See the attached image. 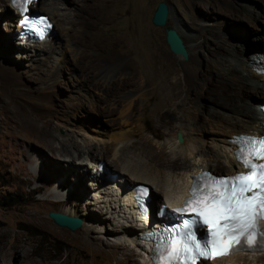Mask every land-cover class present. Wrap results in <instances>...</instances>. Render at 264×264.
Masks as SVG:
<instances>
[{"label":"rangeland","instance_id":"rangeland-1","mask_svg":"<svg viewBox=\"0 0 264 264\" xmlns=\"http://www.w3.org/2000/svg\"><path fill=\"white\" fill-rule=\"evenodd\" d=\"M60 1H68L76 9L81 6V0ZM103 1L94 0L91 5L101 17L97 25L100 29L96 26L91 32L86 28L70 31L67 20L55 19L56 36L64 38L63 54L62 60L48 63L17 48V28L12 27L15 32L9 33L4 21L12 8L1 11L0 4V264H19L26 255L40 264H117L124 258L114 237L122 225L130 224L129 211L119 206L118 199L112 202L107 195L114 193L112 190L104 192L102 187L92 185L94 175L89 165L80 167L69 162L81 147H92L85 159L101 152V163L114 173L107 170L100 177L106 179L122 176L121 169L127 165H133L131 170L140 174L137 169L142 168L132 164L136 161L133 155L142 157V148L159 152L169 142L176 149L180 144L177 136L182 131L196 138L204 149L213 151L219 144L209 124L201 122L204 129L193 135L189 124L179 129L183 121L177 110L161 116L165 106L158 89L163 72L159 55L167 52L172 58L169 64L176 69L177 56L166 43L164 28L181 35L177 23L188 29L192 17L215 26L219 14L214 11L222 9L216 0ZM163 1L170 7L168 24L154 27L155 9ZM238 1L255 6L257 11L264 8L261 0ZM239 21L245 23L243 19ZM263 33L264 30L257 36ZM247 35V43H257L252 40L254 35ZM182 39L189 53L192 44ZM78 41L84 42L83 47H78ZM91 41L98 42V46L86 47ZM182 62L192 66L191 56ZM162 117L174 122L170 130ZM32 120L34 129L29 126ZM126 126L130 131L123 136ZM122 136L130 145L124 154L120 152L126 143L120 142ZM62 145L70 149L64 153L53 149ZM208 167L214 175L228 174L224 165L212 162ZM142 175L149 184H139L154 189L152 182H160L159 175L150 169ZM50 212L82 218L83 225L75 232L59 228L48 217ZM138 256L135 264L144 261Z\"/></svg>","mask_w":264,"mask_h":264},{"label":"bare ground","instance_id":"bare-ground-1","mask_svg":"<svg viewBox=\"0 0 264 264\" xmlns=\"http://www.w3.org/2000/svg\"><path fill=\"white\" fill-rule=\"evenodd\" d=\"M93 1L81 0V6L76 9V6L68 1L38 0L36 8L38 11L49 15L53 24H55V19L58 22L61 19H65L69 22L68 29L70 31L86 28V31L89 30L91 32V30L96 28L101 18H99L97 10L95 11L94 7H91ZM261 1L264 3V0ZM10 2L11 0H0L1 11L12 8ZM104 3L103 1L102 4ZM216 3L222 9L214 11L219 14V16H216L218 19L213 18L216 19L215 26L208 24L204 19L197 20L194 17L190 19L188 29L182 28L179 23L176 25L181 34L180 36L192 44L189 47L192 66L188 67L183 64L181 56L176 55L175 69L173 64H169L172 58L167 52L161 53L158 58L161 70L163 71L162 75L159 76L158 89L160 90V101L165 106V110L161 116L168 115L177 110L180 115L179 119L183 121L179 129L183 130L182 127L189 124L192 127L193 135H198L204 129L201 122L209 124L218 136L217 140H219V144L214 147L213 151L202 148L197 143L196 138H191L189 134L182 131L184 142L179 144V147H176V149H172L173 145L169 142V144L165 143L159 152L142 148V157H138L132 153V160L137 161H132V164H134L136 169L142 168V170L137 169L140 171V174L131 170V168H134L133 165H127L126 168L121 167L122 176L118 178H113V176L106 179L100 178L102 174H98V167L103 160L101 152L99 155L89 157V159H85L84 156L92 152L90 145L81 147L77 155L73 153V159L69 161L71 164L74 163V165H79L80 167L89 165L91 170H93L92 175H94L90 181L92 185L94 184L98 188L102 187L104 192H107L109 189L112 190L114 193H107L112 198V202L115 204L118 199L119 206L129 211V216L132 219L131 222L128 221L130 224L122 225L119 230L115 231L116 236L114 238L118 242V246L116 247L120 249L121 255L124 257L122 260H118L117 264H135L137 254L144 260H140L141 264H150L147 257L152 252L144 245V240L141 237L147 225L139 228L142 225H137L136 210L128 199L130 193H133V190L140 182L149 181L148 178L143 177V173L150 169L151 172H156L160 177L159 183L152 182L154 189H152L150 195L152 206L156 210L157 206H161L162 204H173L186 199L189 196L193 176L204 170L209 171L208 166L212 162L218 166L224 165L228 172L227 176H233L238 172H245L239 168L234 158L233 152L235 147L231 144L232 137L243 134L256 135L258 137L264 136V113L261 111L263 106L262 98H264V76L259 75L253 68L254 56L256 54H264V33L257 36L264 30V27L260 28V25L264 24V8L262 11H257L255 6H250V4L238 0H216ZM236 16L237 18H234ZM240 19H243L245 23L240 22ZM19 20L18 12L14 11L13 8L12 10L10 9L9 16L4 20L6 30L9 33L12 34V32H15V28H17L16 46L19 50H28L30 57L46 63L52 60H62L64 47L62 39L64 38L56 36L55 26H53L54 33L46 42L42 44H28L27 41L18 37L20 28L16 25ZM189 27L193 31L189 30ZM67 30H64V32ZM247 32H250V35H254L252 40L257 42L256 44L247 43ZM96 43L91 41L86 47H96V45L98 46V42ZM77 45L78 47H83L84 42L78 41ZM105 78L109 79L108 76ZM140 84L141 87L139 88H142L144 85L141 82ZM260 97L262 98L258 100L257 98ZM32 121L29 123V126L34 129L35 125L34 121ZM172 123L174 122L171 119L163 118V124L167 129L171 127ZM125 124L127 123L125 122ZM129 131L127 129L123 132V136ZM46 135L49 136L50 134ZM123 136L121 139L119 138L123 144L126 142L121 147L120 152L122 154H124L125 148L127 149L130 146L127 144L128 139ZM173 136L174 134H172ZM167 145L170 146L169 151H167L169 147ZM133 147L131 144L130 149ZM153 148L155 147L153 146ZM53 149L61 153L70 148L62 145L60 148ZM70 153L71 151L69 150L67 156ZM115 156H118L117 152H115ZM118 159H121V157ZM141 159L143 161L146 160L145 163ZM145 169L146 171L144 172L143 170ZM84 170L82 169L81 171L83 172ZM107 170L110 174H114L110 168H106L103 174H106ZM218 176H222V174ZM132 182L135 184L133 186L129 185ZM146 184L149 183L146 182ZM92 185L90 186L92 187ZM98 191H101V189ZM155 192L162 195V198L155 194ZM120 207L119 210L121 209ZM135 251L136 253L139 251V253L136 254ZM24 257L26 259L21 260L19 264H40L29 259L27 255ZM263 260L264 252H238L230 257L204 264H246L249 261L252 264H262Z\"/></svg>","mask_w":264,"mask_h":264},{"label":"snow or ice","instance_id":"snow-or-ice-1","mask_svg":"<svg viewBox=\"0 0 264 264\" xmlns=\"http://www.w3.org/2000/svg\"><path fill=\"white\" fill-rule=\"evenodd\" d=\"M32 2L13 0L24 14L25 27L43 36L44 18L37 21L27 15ZM233 143L239 145L237 159L248 172L234 177L206 173L193 177L191 198L184 207L171 210L180 216L179 225L151 234L158 241L155 264H198L246 249L264 251V228L260 227L264 221V137L240 136ZM146 194L147 189H141L138 198ZM187 213L192 215L184 219ZM203 226L207 234L198 239L196 230Z\"/></svg>","mask_w":264,"mask_h":264},{"label":"water","instance_id":"water-1","mask_svg":"<svg viewBox=\"0 0 264 264\" xmlns=\"http://www.w3.org/2000/svg\"><path fill=\"white\" fill-rule=\"evenodd\" d=\"M170 15V7L166 2H160L154 12L152 18V24L154 27L164 28L168 24V17ZM165 31V40L170 48V51L177 55L181 56L185 61L189 60V53L186 48V45L179 35V33L169 27L164 28ZM264 105V102H263ZM178 142L182 144L184 142V138L181 132L178 133ZM48 217L53 221V223L62 229H67L70 232H75L80 229L83 225V219L79 217L68 216L63 213L58 212H50Z\"/></svg>","mask_w":264,"mask_h":264},{"label":"clouds","instance_id":"clouds-1","mask_svg":"<svg viewBox=\"0 0 264 264\" xmlns=\"http://www.w3.org/2000/svg\"><path fill=\"white\" fill-rule=\"evenodd\" d=\"M10 3H11V7L18 12V16L20 17V20H19V22L16 25L17 27L20 28V32L18 34V37L20 39H23V40L27 41L28 44H31V43L42 44V43L46 42L47 39L54 33L53 32L54 24L52 23V21L50 19V16L47 15V14H42L41 12L36 10L37 9L36 6H37V3H38V0H33V2L28 6L27 15H29L30 17H32L34 20H37V21H39L41 18H44L45 23L40 25V27L44 30L43 36H41L39 33L35 32V31L30 30L29 28L25 27V25L22 22V15H24V14L21 12L20 8L17 7V5H15L13 3V0H11ZM258 55H260V54H256L254 56V58L257 57ZM261 55H264V54H261ZM254 63H255V61L253 60V64ZM101 166L103 167V169H101ZM105 167H106L105 163H101V165L98 167V174H100V175L102 174L103 175L104 171L106 170ZM139 185L147 186L152 191V188L149 185H145V184H139ZM139 185H137V186H139ZM137 186L135 187V189L137 188ZM121 204L123 206L122 202H121ZM151 206H152V200H151ZM159 207L160 206H158V208ZM152 209L154 210L153 206H152ZM137 223H138L137 225H141L140 222H137Z\"/></svg>","mask_w":264,"mask_h":264},{"label":"trees","instance_id":"trees-1","mask_svg":"<svg viewBox=\"0 0 264 264\" xmlns=\"http://www.w3.org/2000/svg\"><path fill=\"white\" fill-rule=\"evenodd\" d=\"M248 39H249V36H248ZM250 42V41H249Z\"/></svg>","mask_w":264,"mask_h":264}]
</instances>
